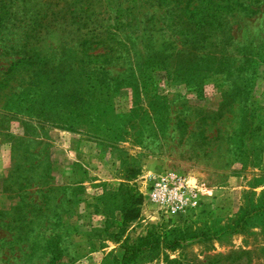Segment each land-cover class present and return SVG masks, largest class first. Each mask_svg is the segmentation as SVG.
Here are the masks:
<instances>
[{
	"label": "rangeland",
	"instance_id": "1",
	"mask_svg": "<svg viewBox=\"0 0 264 264\" xmlns=\"http://www.w3.org/2000/svg\"><path fill=\"white\" fill-rule=\"evenodd\" d=\"M151 1L0 0V264H123L185 225L129 264H264V0L207 24ZM166 169L202 192L190 221L143 204Z\"/></svg>",
	"mask_w": 264,
	"mask_h": 264
},
{
	"label": "trees",
	"instance_id": "2",
	"mask_svg": "<svg viewBox=\"0 0 264 264\" xmlns=\"http://www.w3.org/2000/svg\"><path fill=\"white\" fill-rule=\"evenodd\" d=\"M198 1L199 0H188L186 3L189 4L190 6L192 3ZM202 2L204 4L211 5L213 8H215V10L212 11L213 12L212 14L202 15L197 12H194L196 8L197 9L200 8L199 7L200 4L193 5L191 9H189V7H185V9L190 13V15L188 16L189 19L198 18L199 20H202L204 24H207V22L204 20L205 16L208 19L211 18L214 20H218V19H226L227 14L234 13L233 11L237 13L241 10L244 11L248 10L250 11V13H253L255 12V10L250 9V6H252L253 3L258 2V0L255 1L254 0H203ZM91 8L93 9V5L91 6ZM208 8L211 7L208 6ZM93 13L94 12H92V14L90 13L85 16L89 18V16L93 15ZM113 18L118 19L119 18L118 14H115ZM211 27L214 30L217 28L215 26H211ZM97 42L102 44L101 40ZM126 187H127L128 200H126L123 206L121 207L122 225H125L131 221L138 219L140 215L138 204L141 201V196L137 195L136 193H132L133 189L130 188L128 185H126ZM191 219L192 218L186 219L183 221V223L190 221ZM166 221H171V220H166ZM192 236L193 234L189 232L187 225L183 227H172L170 229H166V227H162V226L159 227L152 226L151 229H149L145 235L138 236L136 240L133 241L132 243H125L123 245V250H124L122 254L123 264H129L130 262L136 261V259H138L142 254L146 252L158 253L163 249H172V250L176 249Z\"/></svg>",
	"mask_w": 264,
	"mask_h": 264
},
{
	"label": "built area",
	"instance_id": "3",
	"mask_svg": "<svg viewBox=\"0 0 264 264\" xmlns=\"http://www.w3.org/2000/svg\"><path fill=\"white\" fill-rule=\"evenodd\" d=\"M140 184L143 204L157 219L184 221L198 212L202 192L184 175L166 169L145 175Z\"/></svg>",
	"mask_w": 264,
	"mask_h": 264
}]
</instances>
